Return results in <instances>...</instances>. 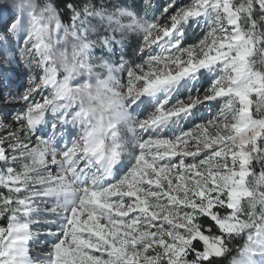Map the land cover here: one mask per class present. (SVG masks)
<instances>
[{
    "label": "snow or ice",
    "instance_id": "6c2138e0",
    "mask_svg": "<svg viewBox=\"0 0 264 264\" xmlns=\"http://www.w3.org/2000/svg\"><path fill=\"white\" fill-rule=\"evenodd\" d=\"M200 17L207 31L184 43ZM130 30L142 62L96 55ZM202 70L217 73L209 86L169 104ZM161 90L144 118L129 112ZM202 105L215 114L183 127ZM0 121V264H219L241 235L231 264H264V0H168L154 20L96 0H6Z\"/></svg>",
    "mask_w": 264,
    "mask_h": 264
},
{
    "label": "rangeland",
    "instance_id": "374dc122",
    "mask_svg": "<svg viewBox=\"0 0 264 264\" xmlns=\"http://www.w3.org/2000/svg\"><path fill=\"white\" fill-rule=\"evenodd\" d=\"M6 0H0V4L5 3ZM168 2V0H153V6L151 9L146 10L144 6V0H96V3L103 4L105 7L111 8L114 5L121 6L125 9L131 10L134 15L137 17H144L147 20H154L157 17H160L161 12L163 11L164 5ZM181 3H190L191 0H180ZM98 19V18H97ZM161 20H163V17H161ZM97 20L94 19L93 23H96ZM123 23H127V21H123ZM207 31V22L204 18H196L189 20L188 24L184 27V37L183 41H187L189 44L195 43L200 38H202L203 34ZM142 42V34L137 33L135 31H128L125 35L123 42L116 46L115 49L112 50L111 53H108L104 50L97 49L96 55H106L110 56V58L116 62L119 63L121 58L126 62L127 65L131 66L136 63L142 62V59L145 58L147 55L146 52H140V45ZM158 49H153V54L157 52ZM12 68H16L20 73H23L24 67L23 65H12ZM9 75L12 77L14 84L13 89L16 92H22L25 88H27V77L26 76H17L12 72H9ZM217 73L210 72L208 70H202L201 74H197L196 79L192 78H185L179 81L176 85L174 90L171 93V96L168 99L169 104L175 103L177 99H182L189 95L190 93H194L197 89H204L209 86L211 81L215 79ZM120 78L122 81L126 80V75L124 72L120 73ZM18 79V80H17ZM82 79V78H81ZM26 81V82H24ZM24 85L26 86L25 88ZM46 94V93H45ZM166 93L161 90L154 94H145L142 95L139 100L136 101V103L132 104L129 108V112L135 116L136 118H144L146 115H148L150 112H152L157 105L165 99ZM36 99H40L39 96L36 97ZM159 99V101H157ZM157 102V103H156ZM20 105H13L10 106L9 109H6L7 111H10V113H15L20 109ZM215 114V108L210 109L208 105H202L199 106L198 109H193V115L186 118L182 122L183 127H191L193 123H199L201 120H207L211 117V115ZM49 114V118H50ZM0 125L6 126V122L0 121ZM45 128V125L41 124ZM50 127V125L48 126ZM173 128L172 125H169V128L165 129V133H169V129ZM70 135H66L63 139L57 138V146L59 144L63 143L64 141H71V139L77 135L78 128L75 127H69ZM2 132V133H1ZM0 133L1 135H5L6 133L3 130V127H0ZM40 135H43V132L38 133ZM193 150V149H190ZM202 158V157H201ZM187 162H191V159L189 158ZM123 164L125 165V169L128 164V160L126 157L122 158L118 165L114 166L113 174L119 175L120 172L118 171L119 165ZM55 171V169H53ZM2 221V220H0ZM242 236V235H241ZM42 243V241H41ZM34 250L38 251L39 249L33 245ZM238 251L232 256L237 257ZM232 259V258H231ZM231 264V260H230Z\"/></svg>",
    "mask_w": 264,
    "mask_h": 264
},
{
    "label": "trees",
    "instance_id": "16d2710c",
    "mask_svg": "<svg viewBox=\"0 0 264 264\" xmlns=\"http://www.w3.org/2000/svg\"><path fill=\"white\" fill-rule=\"evenodd\" d=\"M53 2L57 7L63 8L66 0H53ZM61 15L65 20H67V18H68L67 11L63 12ZM184 43L189 44L187 41H185ZM255 167L257 170H259L260 166L258 164H256ZM4 192H5V190L0 188V193H4ZM200 222L204 223V219H202ZM4 223H5V221H3V220L0 221V224H4ZM205 227H207L206 223H205ZM214 232H215V230H214ZM243 243H244V236L243 235L236 237L230 244L231 250L229 251V253L226 256L220 258L219 264H230V260H231L232 256L238 251V249H240L242 247Z\"/></svg>",
    "mask_w": 264,
    "mask_h": 264
},
{
    "label": "bare ground",
    "instance_id": "6f19581e",
    "mask_svg": "<svg viewBox=\"0 0 264 264\" xmlns=\"http://www.w3.org/2000/svg\"><path fill=\"white\" fill-rule=\"evenodd\" d=\"M18 80V79H17ZM24 82H26V81H24ZM27 83V82H26ZM27 86V85H26ZM25 85H24V87L23 88H25L26 87ZM40 127L42 128L43 126L42 125H40ZM2 133V132H1ZM1 133H0V135H1Z\"/></svg>",
    "mask_w": 264,
    "mask_h": 264
}]
</instances>
